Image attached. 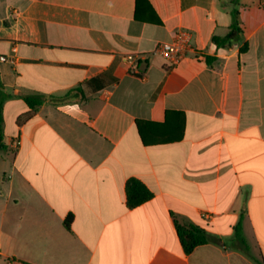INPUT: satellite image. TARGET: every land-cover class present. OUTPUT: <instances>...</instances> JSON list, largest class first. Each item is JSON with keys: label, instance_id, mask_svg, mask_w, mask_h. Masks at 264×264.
I'll use <instances>...</instances> for the list:
<instances>
[{"label": "crops", "instance_id": "obj_1", "mask_svg": "<svg viewBox=\"0 0 264 264\" xmlns=\"http://www.w3.org/2000/svg\"><path fill=\"white\" fill-rule=\"evenodd\" d=\"M231 1L0 0V264H264V0L219 47ZM177 222L213 241L187 253Z\"/></svg>", "mask_w": 264, "mask_h": 264}, {"label": "trees", "instance_id": "obj_2", "mask_svg": "<svg viewBox=\"0 0 264 264\" xmlns=\"http://www.w3.org/2000/svg\"><path fill=\"white\" fill-rule=\"evenodd\" d=\"M239 3H240V0H232L230 2V5L233 8L231 10L232 24L230 27L229 35L225 38L214 37V42L219 47L231 46L234 43L241 40L243 29L241 27V22L239 18V11H238ZM246 50L247 49L245 47L242 51L244 52ZM24 101L32 110H35L39 106L42 105L43 98L24 97ZM2 110H3V100H0V152L7 148L4 144L3 135H2V122H3ZM143 124L144 123L141 122L138 124V126H139V130H140L144 143L148 145V142L144 138V135L142 132ZM126 191H127V205L131 209L141 206L142 204L148 202L149 200L153 198V193L150 191V189L138 179L129 180L126 185ZM70 223H71V220H68L67 221L68 227H70ZM177 229H178L181 243L187 253H191L198 246H201V245H204V244H207L213 241V239L209 237L208 234L203 229L197 226L182 225L179 222H177ZM235 242H237L238 244L236 248L241 249L247 254H250V248L246 242V239L243 233L242 220L235 228L234 243Z\"/></svg>", "mask_w": 264, "mask_h": 264}, {"label": "built area", "instance_id": "obj_3", "mask_svg": "<svg viewBox=\"0 0 264 264\" xmlns=\"http://www.w3.org/2000/svg\"><path fill=\"white\" fill-rule=\"evenodd\" d=\"M190 35L187 32L180 31L172 42H163L158 47V52L164 56L168 61L172 64H179L186 56L188 51H190ZM129 63H133L135 61L134 56L127 57ZM2 61H7L6 57H1ZM204 218L210 219L212 214L205 213Z\"/></svg>", "mask_w": 264, "mask_h": 264}]
</instances>
